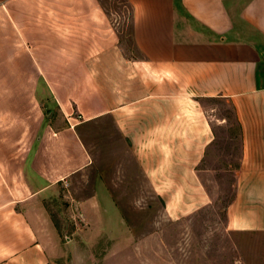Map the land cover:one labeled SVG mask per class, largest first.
<instances>
[{"label":"crops","instance_id":"0c3cea01","mask_svg":"<svg viewBox=\"0 0 264 264\" xmlns=\"http://www.w3.org/2000/svg\"><path fill=\"white\" fill-rule=\"evenodd\" d=\"M126 1L140 58L99 0H0V264L99 261L88 247L126 222L98 190L70 199L95 173L81 132L110 117L145 175H196L206 99L230 102L240 129L227 226L264 233V0Z\"/></svg>","mask_w":264,"mask_h":264},{"label":"rangeland","instance_id":"374dc122","mask_svg":"<svg viewBox=\"0 0 264 264\" xmlns=\"http://www.w3.org/2000/svg\"><path fill=\"white\" fill-rule=\"evenodd\" d=\"M99 3L114 23L125 54L140 58L131 5L126 0ZM200 115L210 124L212 142L196 175H145L137 162L142 148H134L110 117L81 132L95 156V173L74 181L70 199L82 200L98 190L102 204L115 207L108 217L126 222L124 228L113 229L111 243L88 247V255L92 251L99 257L91 263L264 264V233L227 226L242 154L236 112L226 99H206Z\"/></svg>","mask_w":264,"mask_h":264}]
</instances>
